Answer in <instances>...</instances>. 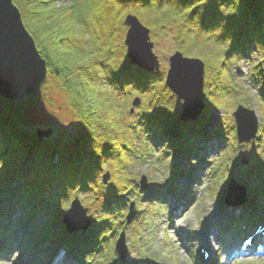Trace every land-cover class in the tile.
Returning a JSON list of instances; mask_svg holds the SVG:
<instances>
[{"label":"trees","instance_id":"1","mask_svg":"<svg viewBox=\"0 0 264 264\" xmlns=\"http://www.w3.org/2000/svg\"><path fill=\"white\" fill-rule=\"evenodd\" d=\"M97 1L99 5L93 9V0H71L63 8L56 7V0H13L47 63L48 77L69 95L75 131L40 139L11 113L17 104L0 98V201L6 188L16 183V201L24 203L28 220L40 217L44 223H57V238L65 235L60 213L69 207L72 190L91 192L107 165L116 167L113 177L130 181L136 173L139 160L128 153L135 149V126L168 131V125L162 127L163 121H179L181 115L170 105L174 96L160 74L124 67L126 53L119 55L121 60L110 57L111 66L104 65L102 53L113 51L100 46L106 33L102 22L96 20L98 11L109 4L118 8L120 16H139L153 31V41L176 29L179 47L175 52L205 63L210 111L247 102L250 91L233 74V64L243 57L232 55L244 48L252 51L253 59L264 61V0ZM90 19L93 28L87 24ZM115 68L118 70L113 73ZM252 68L260 81L261 73ZM135 95L142 105L131 115ZM261 107L264 111L263 103ZM176 129L189 139L186 129ZM260 146L264 147V140Z\"/></svg>","mask_w":264,"mask_h":264},{"label":"rangeland","instance_id":"2","mask_svg":"<svg viewBox=\"0 0 264 264\" xmlns=\"http://www.w3.org/2000/svg\"><path fill=\"white\" fill-rule=\"evenodd\" d=\"M93 1H94L93 9L95 8L97 9L99 3L97 0H93ZM70 2L71 0H56L55 5L56 7L63 8V7H67ZM108 5L104 6V8H102L101 11H98V17L96 16V20L97 21L99 20L100 22H102L104 29H105V33H106L104 35V38L100 40V46L106 49L110 48L113 51L111 54L109 50H106L104 53H102V60L104 62V65L111 66L113 62L109 60L110 57L112 56L119 57V55L123 57V54L126 53V47L124 45V41H125L126 33H127V30L125 29V26H124L126 17L128 15L136 16L145 27H147V25L143 23V20H141L139 16L134 15L133 13H127L123 16H120L119 15L120 11L118 10V8H116L115 5L112 4L113 6L111 7ZM112 13L115 18H113ZM87 24L88 26H91L93 28L91 19L90 21H88ZM152 32L153 31L150 30L151 41L154 44L153 52L158 57L161 63V68L159 71H157V74H160L162 77L166 78L167 71L170 66L168 61L170 60V57L173 56V54L175 53L176 48L179 47L178 42H177L178 38L176 39L177 30L170 29V34H165L163 37H160L157 39H155L154 37V41L152 39V36H153ZM117 50H119L118 53L116 52ZM106 54H109L110 56H106ZM119 60H121L120 57H119ZM126 63L127 64H125L124 67H127L129 65L128 59ZM237 65L240 66L239 70L243 72L246 76L249 74V66L245 62L243 64L235 63L233 65V68L235 67V74L237 73V69H238ZM133 68H137L143 71V69H140L139 67H133ZM126 69H129V68H126ZM117 70L118 69L115 68L112 70V72L115 73ZM133 71H138V70L133 69ZM121 72L122 70H120L118 73L120 74ZM118 73L116 74L118 75ZM151 73H156V72H151ZM104 83L107 84L106 79L104 80ZM252 85L254 87L253 89L257 91V88H258L257 84L253 82ZM167 90L169 91V89ZM208 93L209 91L206 88L205 89L206 95L204 97L206 101L208 99V95L210 94ZM112 96L115 97V94L113 93ZM135 97L136 96H134L133 98L135 99ZM141 97L143 98V96ZM177 97L178 96L176 95V97L174 96V100L173 98L170 99V105L173 106V109L175 111L179 112L181 111L183 107V103H182L183 101H179ZM249 102H251L250 109L258 112L259 108H258V104L256 102L255 97L250 95ZM14 104H17V105L16 107L12 108L11 113H13L14 116L18 117L17 120L19 121L20 125L23 126L27 131H31L36 134L38 129H41V130L52 129L54 131V133L52 134L53 137H56L60 131L67 132V133H74L75 131V121H74L73 112L70 108L69 95L62 88V86L59 85V83L56 80L51 79L50 77L47 78L46 84L40 89V91L36 95L31 96L19 103H14ZM209 111L210 110L208 108L204 107L201 114L195 120H189L191 122H185V121L181 122V121H175V120L171 122L163 121L162 126L168 125L169 127L168 132L170 134H173L175 132L174 129L179 128V127L182 129H187V128H193L195 125H199L203 128L207 120L206 114H208ZM232 113H233V109L230 110V107L221 109L220 111L213 113V115L210 116V118L208 119L209 120L208 122H210V125L204 126L203 128L204 129L203 135L211 136V133L215 130V126H219V127L222 126L223 129H225L228 134L230 133V136L232 137L233 128H235V123L232 117ZM262 113L264 115L263 110H262ZM257 115L260 120V124H262V117L260 116L259 112L257 113ZM227 144L228 145L225 146L226 149L220 150V152H217V153L209 152L210 147L206 143L201 144L202 147H205V152L207 154L205 155V160L206 162H208L206 165L207 172L205 173V175H203V179L200 182H196L195 189H192L193 187L192 186L191 190L189 191L191 192L189 196V199H191V203H188V206L186 207L187 213L186 211L185 212L183 211L181 212L180 216H178L177 218L175 219L172 218V215L170 214L171 206H169L172 203L170 194L165 195L166 197L163 199L164 205L158 204L159 202L157 199L151 202L155 205H148V206L143 205L141 207L144 209L143 211L144 213H142V211L138 210L137 208L135 209L139 211V213L136 214L133 222L130 224L129 229L126 231L127 232V243L129 245L130 252H132L133 254L139 255V253L143 251L142 254H144V256L147 254L150 257L154 258L157 264H159V262H161L162 259L164 260V258H166L168 263H171V264L175 262L176 264H190L192 262V259L195 256L194 243H191L189 245L190 247H188V245L183 246L181 242L179 241V237H178V234H179L178 229L181 228V225L184 224V222H187L188 219H191L194 221V223H196V225L197 223L202 224L204 218H206L207 216L209 217L211 216L213 217L211 221L216 220V226L219 229V234H222L225 232L222 230L223 225L220 226L219 222H217V219H219L220 216L218 214L219 212L215 210L216 207H214V204H216L215 203L216 197H212V194L210 192L212 190L211 189L212 186L216 190L219 187L218 183L212 184L215 180V175H213L214 172L223 170V167L226 164H228L227 163L228 160L226 158L227 157L226 151L229 147L232 146V143L230 146V142L227 141ZM162 146L163 145H161V147ZM248 148L249 146L241 150L240 153L245 154L246 151L247 152L249 151V155L252 156V151H251L252 149L250 150ZM222 153H223V156H222ZM153 154H154V157L150 158V160L147 159V160L140 162V165L137 168L136 174L135 172L133 173L135 177L134 180L137 181L139 177L141 178L142 176H144L147 178L148 183H152L153 184L152 186L154 188H158L157 189L158 192L172 191L171 184L177 185L175 183V180L170 185H166V183H169L170 180L172 181L173 178L169 177L171 174L178 175L180 173L179 167L176 166L170 171L171 161H168V163L163 162L159 164H157V162L156 164L155 162H152L150 164L151 160L155 161L156 154L155 153ZM230 154H231L230 157L232 155L233 156L235 155L232 153ZM177 157H181V156L177 154L176 158ZM203 167L204 166H202V168ZM113 168L114 169H112L111 165H107L104 168L103 172L101 173L102 176L104 177H106L107 175L110 177L107 181H104V183H102L103 178L101 176V178L97 180L96 185L92 189L91 192H84L81 194L80 197L76 196L77 199L80 198L78 200L81 202L83 206H86V208L88 206L91 209L90 211H87V216L91 217L93 215L95 220H99L100 217L104 216L103 211H104V206L106 205L105 204L106 199H104L103 197L107 196V198H113L114 195L119 196L120 194H124L125 191H127L126 188H130L132 186V183H133L132 179L128 181L123 176H119L120 178H117V176L114 175L113 177L111 173L115 171L116 167H113ZM202 168H201V172H202ZM224 168L226 169L227 166H225ZM22 173H24V169ZM6 177H7V174H4V178ZM152 180L156 182V184ZM195 181L196 179L192 180L193 183ZM12 185L15 186L16 183ZM111 188L115 189V193H114V190H112ZM93 190H96L97 192L94 193ZM73 191L74 190H72L69 194V198L67 199L68 202L73 201L75 198ZM153 191H155V189ZM98 193H99V196H97V200L93 201L91 196H93V194L98 195ZM140 196L143 197V199L141 200H144L145 195L141 194ZM134 200L135 199L133 198L130 201H126L127 205L129 206L131 202L134 204L138 202ZM170 201L171 203H169ZM183 203L185 202L182 200H178L175 205H179ZM128 206H126V208L129 209ZM145 207L147 208V210ZM151 209L161 212L162 215L158 217L150 216ZM18 211L19 210H14L6 214V217L9 216V214L11 213L13 214L11 216V220L16 223L14 225L16 230H13L14 229L13 224H12V227H7L6 225H4L7 223L5 222L6 218L2 217L1 215H0V230H2V228H4L3 230H9V231L13 230L11 234L14 235L16 240L18 241H20V239L22 240L20 241L22 243H20L19 245H21L22 247L24 243L27 244L30 242V245H26L23 247H26L28 250L30 249L32 253L37 254V250H41L40 249L41 247L38 246L36 248L35 244L34 243L32 244L33 236L31 234V231L28 227H23L22 225H20L21 217ZM0 213L2 214V212ZM15 214L17 215L16 217H14ZM127 215H128L127 212L126 213L124 212L123 215H119L117 222L125 221V219L127 218ZM168 215H171V217L168 221H166L167 220L166 216ZM221 218H224V216H221ZM222 223L223 221L221 222V224ZM8 224L9 223H7V225ZM206 225L207 224H205V226ZM19 228L21 230H19ZM164 231L166 232L165 234H164ZM116 232L120 233L121 228L116 227ZM117 238H118L117 233H115L112 237H110V240H108L109 242L105 246V253H108L110 251L111 245L117 240ZM191 240H193V236L191 237ZM170 245H171V248H169ZM173 247H175L178 250L176 253ZM56 251L57 252L54 253L55 252L54 248L51 249L50 247H46L43 251V255L39 257L48 258L50 262L47 260L46 262H48V264H52V262L56 261L58 256L60 255L62 256V254H64V251L62 249H59ZM76 253L77 252H73V254H76ZM37 257H38V254H37ZM62 259H63V262H65L66 264H74L75 262L74 259L71 258V256H69L68 254L63 255ZM16 261H17V257H15V254L13 255V257L12 255H10V257H7V258L6 257L0 258V264H17ZM89 261L93 263V260L90 259ZM100 262H102L101 259H99L97 263L100 264ZM221 262L222 264L225 263V259L221 258ZM84 264H86V261ZM233 264H264V258L263 259L261 258V259L239 260L238 262H234Z\"/></svg>","mask_w":264,"mask_h":264},{"label":"water","instance_id":"3","mask_svg":"<svg viewBox=\"0 0 264 264\" xmlns=\"http://www.w3.org/2000/svg\"><path fill=\"white\" fill-rule=\"evenodd\" d=\"M124 25L129 28L124 44L130 66L148 73L160 70L150 30L133 15L126 17ZM169 63L166 84L184 102L181 121L195 120L204 109L205 66L201 60L184 58L181 53L172 56ZM47 78V63L26 29L20 10L13 0H0V98L19 103L36 95ZM138 103L136 101L134 105ZM235 117L240 142H250L257 133L256 119L252 113L242 109ZM53 133L52 129L37 130L40 139H50ZM67 221L72 230L85 226L84 211L79 203L73 204Z\"/></svg>","mask_w":264,"mask_h":264},{"label":"bare ground","instance_id":"4","mask_svg":"<svg viewBox=\"0 0 264 264\" xmlns=\"http://www.w3.org/2000/svg\"><path fill=\"white\" fill-rule=\"evenodd\" d=\"M241 55H243V56H245V55H247V53H244V54H241ZM191 132H193V133H191V134H196V133H198L199 132V130H197V129H192V131ZM224 135V134H223ZM204 136V135H203ZM225 136V135H224ZM190 137V136H189ZM191 138V137H190ZM205 138H207L206 140H210V138H208V136L206 137L205 136ZM191 139H193V138H191ZM227 140H228V138H227V136H225V142H227ZM221 143H222V141H219L218 143H217V145H215V146H217V148L213 151H211V153H217L218 151H220V150H222L223 148H224V146H222V147H219L220 145H221ZM206 165L207 164H205L204 165V167H203V169H202V172H201V175H200V177H202L203 175H205V173L207 172V167H206ZM195 186H196V183H194V185H193V187H192V189H195ZM186 188H189V189H191V187H189V186H187ZM246 208V207H245ZM229 210H230V212H233L230 208H229ZM235 212L236 211H238V212H244V210H242V209H233ZM177 214H178V212H176ZM177 215H174V217H176ZM205 223L207 224L205 227H204V229H203V232H202V234L199 236V237H195V241L194 240H190V239H187V238H184V241L187 243V244H191V243H194V242H198V241H200V240H205V238H206V234L208 233V232H214L215 233V231H216V229H217V226H216V220H212V221H205ZM210 241H212V240H210ZM214 241H212V243H213ZM225 255H226V253H224ZM57 264H62V263H57ZM197 264H210V261L209 260H206V261H198L197 262Z\"/></svg>","mask_w":264,"mask_h":264}]
</instances>
